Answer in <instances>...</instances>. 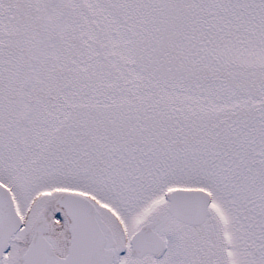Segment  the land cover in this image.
Listing matches in <instances>:
<instances>
[{"label":"snow or ice","instance_id":"snow-or-ice-1","mask_svg":"<svg viewBox=\"0 0 264 264\" xmlns=\"http://www.w3.org/2000/svg\"><path fill=\"white\" fill-rule=\"evenodd\" d=\"M0 264H264V0H0Z\"/></svg>","mask_w":264,"mask_h":264}]
</instances>
